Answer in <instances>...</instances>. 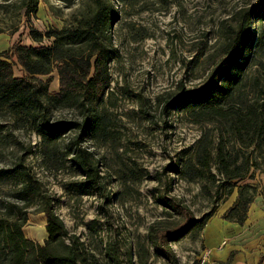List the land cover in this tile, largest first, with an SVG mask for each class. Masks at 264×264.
<instances>
[{
  "label": "rangeland",
  "instance_id": "1",
  "mask_svg": "<svg viewBox=\"0 0 264 264\" xmlns=\"http://www.w3.org/2000/svg\"><path fill=\"white\" fill-rule=\"evenodd\" d=\"M105 1L115 15L108 65L110 84L103 103L94 111L104 119L106 131L103 135L93 133L92 138L77 145L92 153V180L69 160L77 132H68L54 142L57 167L42 157V143L31 129L3 115L0 169L20 155L16 148L27 153L25 165L41 181L56 214L71 234L88 245L99 264H110L107 247L115 251L118 264H170L153 250L148 232L153 227V232L162 236L166 231L184 228L191 220L198 223L181 238L168 242L176 263L231 264L232 253L223 261L212 254L203 261L207 249L204 227L227 201L234 199L229 209L235 207L241 192L243 199L250 201L245 220L252 204L264 210V176L258 170L250 171L245 180L234 183L232 195L224 199V190L216 187L224 179L214 161L210 165L214 181L208 180L207 173L206 179L193 182L177 174L176 166L193 158L200 136L206 131L214 136L215 127L193 124L187 106L170 110L164 104L181 93L202 88L210 80L223 57L220 29L228 25L233 13L258 11L264 7V0ZM92 8L91 0H76L72 6L62 0H37L36 12L27 16L19 0H0V55L16 43L24 47L50 46V39L34 42L30 30L43 35L60 30L74 17L89 14ZM251 28L256 46L242 70L240 87V94L247 98L264 87L261 15L251 20ZM13 73L15 77L23 76L16 63ZM49 93H58L56 70L51 74ZM82 117L83 111L75 104L51 110L52 121H80ZM244 154L250 156L251 149L244 150ZM13 187L14 180L0 181V200L7 199ZM207 215L212 216L208 219ZM44 226L45 217L36 205L29 210L23 232L28 239L42 244L47 238ZM254 234L248 230L243 237L249 243ZM227 240L223 248L230 244ZM232 242L240 246L242 240L235 237ZM256 247L264 251V241ZM255 261L248 256L240 262Z\"/></svg>",
  "mask_w": 264,
  "mask_h": 264
},
{
  "label": "trees",
  "instance_id": "2",
  "mask_svg": "<svg viewBox=\"0 0 264 264\" xmlns=\"http://www.w3.org/2000/svg\"><path fill=\"white\" fill-rule=\"evenodd\" d=\"M19 1L27 16L36 12L37 0ZM62 1L72 6L76 0ZM91 2L89 14L74 17L72 23L60 30L45 35L30 30L34 42L50 39V46L24 47L16 43L0 55V118L3 115L23 125L22 128L31 129L42 143V157L57 167L59 157L54 142L68 132H77L75 147L68 156L88 180H92L95 171L92 153L77 145L92 138L93 133L103 135L106 131L104 119L94 109L103 103L109 89L111 26L115 21L105 0ZM254 10L233 13L228 25L220 29L223 57L210 80L202 88L181 93L164 104L170 110L178 105L187 106L193 124L215 127L214 136L204 132L195 144L193 158L177 165L175 172L189 182L206 179L214 161L217 173L224 179L216 185L224 190V199L232 195L234 183L245 180L250 171L258 170L264 176V87L250 98L240 94L242 70L255 45L251 20L259 15L264 19V7ZM14 63L19 65L23 76H14ZM54 70L58 75V93L50 94ZM66 104H75L83 111L80 121L51 120V110ZM247 149H251L250 156L244 154ZM15 152L20 155L0 169V181H15L8 198L0 200V264H99L88 245L71 234L56 214L53 200L43 192L41 181L25 165L27 153L19 148ZM209 177L208 180H215L213 175ZM242 196L241 192L226 220L238 224L245 221L250 201ZM36 205L45 217L47 238L42 244L28 239L23 232L29 210ZM171 210L175 208L171 206ZM197 223L191 220L184 228L166 231L162 236L150 228L151 247L170 264H177L168 242L181 238ZM105 252L110 264H118L113 249L107 247Z\"/></svg>",
  "mask_w": 264,
  "mask_h": 264
},
{
  "label": "crops",
  "instance_id": "3",
  "mask_svg": "<svg viewBox=\"0 0 264 264\" xmlns=\"http://www.w3.org/2000/svg\"><path fill=\"white\" fill-rule=\"evenodd\" d=\"M233 203L234 199L227 201L220 208L218 215L212 217L205 225L203 238L204 244L207 247L206 251H209V254L219 256L222 261L232 253L234 256L231 264H243L240 261L243 260L245 262L248 256L250 260L255 259L256 264H264V251H259L256 247L260 240L264 241V210L252 204L246 220L240 225L236 222L226 220L223 216ZM248 230L255 233L249 243H247L246 236L243 237V234H246ZM235 237H240L242 240L240 246H233L232 239ZM226 239H228L227 241L230 244H227L223 248Z\"/></svg>",
  "mask_w": 264,
  "mask_h": 264
},
{
  "label": "built area",
  "instance_id": "4",
  "mask_svg": "<svg viewBox=\"0 0 264 264\" xmlns=\"http://www.w3.org/2000/svg\"><path fill=\"white\" fill-rule=\"evenodd\" d=\"M208 255H209V251H205L203 261H205V259L207 258Z\"/></svg>",
  "mask_w": 264,
  "mask_h": 264
}]
</instances>
